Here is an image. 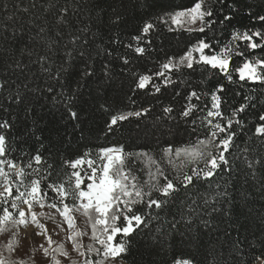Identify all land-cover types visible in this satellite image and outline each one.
Wrapping results in <instances>:
<instances>
[{
  "label": "trees",
  "instance_id": "obj_1",
  "mask_svg": "<svg viewBox=\"0 0 264 264\" xmlns=\"http://www.w3.org/2000/svg\"><path fill=\"white\" fill-rule=\"evenodd\" d=\"M196 2L0 0V80L8 81V88L0 90V123L8 121L11 125L0 129L7 138V155L0 159L12 160L24 169L23 184L17 182L20 187L25 189L31 180L39 179L42 192L47 194L43 202L62 208L59 197L47 185L64 184L71 192L75 182L72 172L80 171L84 179L81 188L85 190L90 173V169L85 172V165L76 170L66 161L85 152L95 160L102 148H121L122 171L128 176L129 189L135 184L145 193L142 198H130L140 201L131 207L144 223L130 236L121 233L113 241H127L124 264H172L183 259H191L194 264H254L255 257L264 252V134L255 131L264 125L259 119L264 115V82L241 81L238 72L232 71L245 60H264V47L247 49L243 57L233 55L229 68L232 82L210 66L155 75L164 71L161 65L169 57L183 55L198 38L213 43L219 50L232 41L233 33H264V22L257 19L264 15V0H205V7L215 12L212 19L219 21L227 15L231 20L223 25L216 23L204 33L190 32L188 26L173 27L165 14L191 8ZM25 8L27 12L23 11ZM65 8L67 11L63 12ZM62 17L66 23H58ZM160 17L168 22L162 23ZM145 23L155 25L148 34L141 32ZM169 27L174 30L169 31ZM138 35L142 39L134 40ZM74 36L80 37L75 45L70 44ZM85 40L89 43L85 44ZM254 40L264 44L260 38ZM130 43L133 48L127 47ZM247 43L237 40L233 47L246 49ZM136 46L145 47V53H135ZM67 51H72L73 59L66 56ZM80 51L87 53L83 59L78 55ZM42 56L48 59L41 61ZM66 61L71 64L70 72L57 77V70ZM85 62L94 75L82 76ZM45 67L50 71L45 72ZM258 71L264 75V66H258ZM140 75L152 76L144 89L136 86ZM166 79L171 82L165 83ZM219 84L224 86V92L218 93L223 115L207 117L212 105L210 93ZM154 85L159 86V92ZM49 86L51 92L47 91ZM193 90L201 99H185ZM17 91L23 97L19 103L14 99ZM189 103L196 108L192 115L182 117L181 110ZM241 105L246 106L245 111L233 115V109ZM166 107L173 111L165 113ZM69 108L77 113V118H72ZM134 111H140L141 116L129 117L109 130L111 116ZM229 118L233 127L225 133L218 132L213 143L203 148L218 154L219 140L234 131L232 145L224 153L229 163L217 169L212 178L204 179L201 172L199 179L194 177L191 185L183 187V177L192 175L193 168L206 170L205 164L203 160L192 162L183 154L177 157L175 149L191 148L207 140L216 131L208 120L226 127ZM168 148L172 152L166 155ZM37 153L42 157L41 164L32 159ZM165 177L179 186V191L168 197L159 191L166 183ZM150 199L167 202L162 208H149ZM64 202L74 208L71 195ZM4 207L0 204V214ZM89 224V246L101 249L92 239V221ZM7 245L0 250V257L7 264H36L33 255L19 256L8 251ZM11 245L13 249L15 243ZM88 247L81 260L71 259L77 264H83L85 259L113 264L102 251L98 255L88 251ZM53 255L60 258L56 252ZM60 262L69 264V260ZM47 264H53V258Z\"/></svg>",
  "mask_w": 264,
  "mask_h": 264
},
{
  "label": "snow or ice",
  "instance_id": "obj_2",
  "mask_svg": "<svg viewBox=\"0 0 264 264\" xmlns=\"http://www.w3.org/2000/svg\"><path fill=\"white\" fill-rule=\"evenodd\" d=\"M219 3H223L224 0H218ZM34 6V5H33ZM23 11L27 12L28 9L25 8ZM63 12H66L67 9H62ZM168 20L171 21L173 25L177 27H183L185 23L190 25L187 29L188 31H198L204 33L206 28H213L216 23L223 25L226 21H230L231 17L225 15L223 19L216 21L212 19L215 16V12L211 7H205V0H197L193 7L188 9H183L180 11L166 13L165 14ZM8 19H12L11 16ZM119 17H117V20ZM162 23H167L168 21L164 19V17L159 18ZM257 19L261 22H264V15L258 16ZM200 22V26L198 28H193L191 25L197 24ZM115 22V21H114ZM58 23H66V20L62 17L58 20ZM155 27L152 23H145L143 28L141 29L142 34H148ZM169 31H173L174 29L169 27ZM44 29H41L43 32ZM81 31H87V29H82ZM254 37L260 38L264 40V33L260 31L250 32L248 30L244 31L242 34L233 33L232 41L224 44L219 50L215 47V45L211 42H208L204 39H197L196 43L192 44L187 50L183 53V55L178 58L169 57L167 62L161 65V68L164 71H158L155 73L156 76H165L166 72H180L182 68L191 69L196 71L197 66H210L212 69L219 70L229 82L233 81V76L231 74L230 63L233 55H238L243 57L247 49H256L258 47H264V44L257 43L254 40ZM134 40L140 41L142 39L141 35L133 37ZM80 40L79 36H74L70 40V44L75 45ZM246 41L247 48L240 49L239 45L233 47L234 41ZM85 44L89 42L87 40L84 41ZM219 44V41L216 42ZM129 48H133V45L130 43L127 45ZM206 50L208 52L206 53ZM135 53L138 55H143L146 51L145 47L136 46L134 48ZM111 55V53H108ZM194 54H198L194 55ZM79 57L83 59L87 53L84 51H80L78 53ZM66 56L69 59H73L72 51H67ZM41 61H46L47 57H41ZM124 63L127 64L128 60L125 59ZM61 64L60 68L57 70L56 76L61 77L63 74L69 73L71 70V64ZM17 68L20 67L19 62H16L15 65ZM258 66H264V60H256L255 62L250 60H245L240 67L233 68L232 71L238 72L239 80H252V81H261L264 82V75L257 72ZM105 75H108V66L105 65ZM45 72L50 71L49 68L45 67L43 69ZM94 70L91 69V66L88 62H85V68L82 72V76H92L94 75ZM152 81L151 75H140L137 81V88L144 89L149 83ZM171 82L166 79L165 83ZM24 88H28L27 84L23 85ZM155 90L157 92L160 91L159 86H155ZM8 88V81L0 80V90H5ZM47 91L51 92L52 87L49 86ZM224 92V86L219 84L216 86L214 91H211V100L212 105L211 109L207 111V117H221L223 113L221 112V104L222 97L218 93ZM179 95V93H177ZM208 95V93H205ZM193 98L196 100L201 99V96L196 91H191L185 97V99L191 101ZM14 99L17 103L22 102V95L17 91L14 95ZM247 99V98H245ZM71 100H69V104ZM245 105H241L239 108L233 109V115L237 113H241L245 111ZM196 108L194 103H189L185 105L180 115L182 117H188L193 114V110ZM145 112L148 110L145 109ZM173 109L171 107L164 108L165 113H171ZM70 115L72 118H77V113L72 111L69 108ZM141 116L140 111L128 112V113H120L117 115L111 116L109 122V130L112 129L113 126L117 125L120 121H125L129 117ZM259 119L264 121V115H260ZM195 122V121H193ZM237 124L240 121H236ZM208 124L212 125L216 131H212L210 137L207 140L199 141L197 146L191 148H178L175 149V154L177 157L182 154L189 157L192 162L197 160H203L205 164V169H196L193 168L192 175H185L183 177L182 186L188 187L193 183L194 177L199 179L201 176V172L203 173L204 179H210L216 174L217 169H221L223 165H227L229 162L225 156V152H227L232 145L233 138L236 133L234 131L228 132L223 138H221L216 145L219 150L218 154H213L211 151H204L203 148H206L208 145L212 144L214 139L217 137V133H225L228 129L233 127V121L231 118L227 120V126L222 127L220 123H215L213 125L212 120H208ZM11 125L8 121H4L0 123V129H7ZM257 134H264V125L257 126L255 129ZM6 136L0 134V157H5L7 155L6 149ZM172 152L171 148L165 149V154H169ZM131 155V154H129ZM90 153L85 152L81 157H78L71 161H66L67 164L72 169L82 168L85 164H87V168L90 169V173L87 174V179L91 181L87 184V190H83L81 188L82 183H84V179L81 176L80 171H73L72 177L75 178L74 187L71 192L66 189L64 184H48L47 187L51 189L60 199V204L62 208L57 204L52 203L49 204L48 207L56 209L60 213V215L67 222L69 228L74 226V218L69 214L71 212V208L67 203H65V199L71 195L73 197V207H76V210H83V215L87 217L89 221H92V239L97 241L102 248L95 249L91 246L88 247V251H94L98 255L103 253L105 259H110L113 264H116L117 261L120 264H124L125 254L128 252V244L127 241H118L113 243L114 238L118 234H123L124 236H130L133 231L139 228L143 223V217L140 214H137L133 211L131 207L132 204L140 202L138 199H130L135 196L136 198H142L145 193H142L140 189L136 187L135 184L131 185V190L129 189V185L126 183L128 180V176L123 173L122 167L124 163L123 150L121 148H102L100 149L97 159H91ZM32 159L36 164L42 163V157L39 153H37ZM97 160L99 163H97ZM28 167L31 168L32 164L29 163ZM251 168L252 165L249 164ZM7 169V170H6ZM14 174L16 178L19 179V183L23 184V177L25 176L24 169L22 167H17V165L12 160L0 159V187L3 188V191H0V204L6 203L9 197H12L11 200V209L17 210V215H14L12 211L9 210L8 207H4L2 209V214H0V234L4 233L8 230V226L15 228L17 226H25L27 227L29 220L28 216L30 214L31 222L36 224L38 227L44 228L43 225L39 224L37 219V213L33 211V204L38 203L41 207H44L43 200L46 199L47 194L43 193L40 187L41 181L39 179H33L30 182V185H25V191H20L19 187L15 189V195L13 192V179L10 175ZM163 175V173H161ZM134 179V178H133ZM166 183H164L159 191L164 197H168L173 193L179 191V186L173 182V180L165 177ZM71 183V181H70ZM147 195H151V193H147ZM20 200L24 205H27V209L20 208L17 204V201ZM75 201H79L78 207L75 204ZM167 201H161L159 199H150L147 203V207L151 208L155 206V208L159 209L163 207V204ZM121 204L123 207H121ZM214 211H219V209H214ZM46 231V229H45ZM100 235H97V233ZM39 235V233H37ZM82 235L80 232H74L69 239L73 241V246L77 252H79L80 256H84L85 253L80 251L82 245L77 243V237ZM49 243H51V237L48 238ZM8 251H12V245L9 243L7 245ZM53 252H58L61 256L67 258L69 260V264H77L76 260L71 259L69 253L64 250V246L60 245L58 248L54 249ZM44 254L47 256L49 254V250L44 248ZM0 264H7V261L0 257ZM53 264H61V262L55 259L53 255ZM83 264H97L95 261H89L87 259L84 260ZM172 264H194V261L191 259H183V260H174ZM243 264V262H241ZM254 264H264V252L260 253V255L255 257Z\"/></svg>",
  "mask_w": 264,
  "mask_h": 264
},
{
  "label": "rangeland",
  "instance_id": "obj_3",
  "mask_svg": "<svg viewBox=\"0 0 264 264\" xmlns=\"http://www.w3.org/2000/svg\"><path fill=\"white\" fill-rule=\"evenodd\" d=\"M173 27H177L173 25ZM184 26L190 27L187 23ZM200 26V22L198 21L197 24L191 25L193 28H198ZM197 55L198 54H194ZM257 72L258 67H257ZM252 81V80H250ZM258 82V81H254ZM186 157V156H185ZM79 169V168H78ZM76 169V170H78ZM7 170V169H6ZM89 169L87 168V164H85V172ZM13 179V192L14 195L15 189L19 187L20 191H25L24 188L20 187L17 182L18 178L11 174ZM88 180V179H87ZM90 183L91 181L88 180ZM87 190V187L86 189ZM0 191H3V188L0 187ZM3 199V198H0ZM11 200L12 197H9L6 203H2L3 206L9 208L10 211L17 215V210L11 209ZM79 201L77 203V207L79 205ZM17 204L20 208L27 209V205H24L22 201L18 200ZM44 207H41L40 204L34 203L33 204V211L37 213V219L40 225H43L44 228L38 227L36 224L31 222L30 214L28 216L29 223L27 227L25 226H17L15 228L8 226V230L4 233L0 234V250L4 247L5 244L15 243L13 246V253H17L19 256L24 257H31L33 255L35 257L36 264H47L53 258V250L58 248L60 245L64 246V250L69 253L70 257H73L77 260H81L82 256L79 255L73 246V241L69 239L74 232H80L82 235L77 237L76 242L81 244L82 247L80 251H85V249L90 244V224L87 217L83 215V210H76V207L71 208V212L69 213L74 218V226L69 228L67 222L64 218L60 215L56 209L48 207L44 202ZM46 229V231H45ZM39 233V235L37 234ZM49 237H51V243H49ZM13 239L15 242L9 241V239ZM44 248L49 250V254L45 256ZM57 256L59 255V261L66 262L67 258L61 256L58 252Z\"/></svg>",
  "mask_w": 264,
  "mask_h": 264
}]
</instances>
